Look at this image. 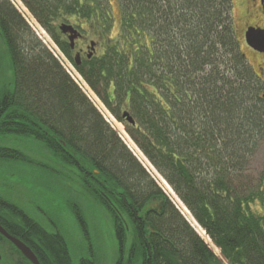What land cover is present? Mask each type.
Masks as SVG:
<instances>
[{"label": "trees", "instance_id": "16d2710c", "mask_svg": "<svg viewBox=\"0 0 264 264\" xmlns=\"http://www.w3.org/2000/svg\"><path fill=\"white\" fill-rule=\"evenodd\" d=\"M21 1L220 252L179 214L10 1L0 0L9 59L0 138H33L77 170L111 216L115 264H264V170L256 180L248 175L264 142V83L241 53L232 0H116L113 39L104 0ZM73 18L94 23L103 45L113 40L79 65L56 23ZM0 160L36 163L11 145H0ZM73 213L88 240L80 209ZM0 226L39 264H74L60 233L2 196ZM0 241L18 264H31Z\"/></svg>", "mask_w": 264, "mask_h": 264}, {"label": "rangeland", "instance_id": "374dc122", "mask_svg": "<svg viewBox=\"0 0 264 264\" xmlns=\"http://www.w3.org/2000/svg\"><path fill=\"white\" fill-rule=\"evenodd\" d=\"M9 1L21 15L25 23L38 34V36H36L42 43L44 40L40 37L38 29L44 33L45 38L48 41L45 43L47 44L50 51H52V53L55 54L60 60L62 67L77 82L78 86L85 93L102 118L105 121H108V124L116 132L118 138L127 145L129 143L130 145L132 144L134 148H136L135 144L126 133L123 124L118 122L111 115L114 121L120 124L122 127L123 132L126 135L125 137H123L112 124V122L108 120L107 112L109 113V111L97 98L95 93L87 86L83 78L79 76L72 63L62 54V52L57 48L56 44L44 31V29L37 23L36 19L26 8L23 2L21 0ZM104 2L109 8H111V13L113 16V26L109 32V36L113 39L118 36L120 29V6L116 0H104ZM232 3L233 24L235 27V34L240 45L239 47L241 53L246 57V60L251 65V68L257 75H259L261 81L264 83V56L250 49L245 44L243 38L244 25L248 19L244 12L245 8H243L241 5L240 0H233ZM56 23L70 24L82 34L84 38L77 40L75 45L76 52L81 50L82 53L88 54L90 42H94L96 43L94 53L99 54L103 51L107 44L113 43V40H111L108 41L107 44H102L101 40H104V37L98 33L94 23L86 22L84 20L78 21L74 18L72 19V22L61 21ZM257 23L264 26V19L260 18ZM8 69V50L4 40L0 37L1 81L4 77L2 70H4V74L8 76ZM75 75H77L79 78H76L77 76ZM101 107L106 109L107 112L103 111ZM0 145H11L12 147L24 152L30 158L32 157V159L36 161L35 164L28 165L26 163H13L0 160V196L20 207L30 218L38 222L49 233H60L67 243L68 251L74 264H77L81 258H90L94 261V264H115V260L118 255V243L114 235L111 216L108 211L101 204H99V202H97L89 192L85 191L80 179V174L77 173V170L74 167L67 166L54 158L52 154L45 148L42 142L33 138L20 136L9 137L8 135L4 138H0ZM132 155L134 156V152ZM141 156L143 161L140 160L136 155V157L141 162H139L136 157L135 158L141 165L143 164L145 166L147 173L153 178V180L161 188L162 192L168 197V199L173 202L172 204L174 207L188 223V220L184 214V210L176 204L178 201L175 200L174 197H178L174 194L171 188L170 189L172 193L164 190L160 176L153 167L147 165V159L142 154ZM263 170L264 142L261 143V146L258 147L255 155L249 160L248 175L253 180H256L258 175ZM179 202L181 201L179 200ZM74 207H78L80 209L85 219L88 231V240L85 239L83 232L81 231L79 224L75 219L73 213ZM253 209H259V205L255 203L253 205ZM189 225H191V227L197 233L196 228L193 227V224L189 223ZM197 235L203 240V238L198 233ZM204 243L206 242L204 241ZM209 243L212 244L210 240ZM209 243L206 244L211 249L213 254L220 257L219 250H214L213 247L209 245ZM0 255V264H18L17 262L21 261L18 254H15L10 245L5 241H0Z\"/></svg>", "mask_w": 264, "mask_h": 264}, {"label": "water", "instance_id": "95a60500", "mask_svg": "<svg viewBox=\"0 0 264 264\" xmlns=\"http://www.w3.org/2000/svg\"><path fill=\"white\" fill-rule=\"evenodd\" d=\"M58 29L62 35H66L68 44L70 48L73 49L75 46V41L81 36L80 33L74 28V26L66 23H61L60 25H58ZM245 43L253 50L259 53H264V30L248 28L247 31L245 32ZM94 47H95L94 42H90L89 45L90 51L87 55V58H90L92 56V53L94 52ZM73 60L76 65L80 64L81 61H80L79 53L75 54ZM123 118H125L126 122L133 124V120L126 113L123 114ZM0 235L3 236L7 241H9L29 263L39 264L37 258L35 257L33 252L29 249V247H27L17 238L7 233V231L2 226H0ZM0 260H1V255H0Z\"/></svg>", "mask_w": 264, "mask_h": 264}, {"label": "flooded vegetation", "instance_id": "af4514ba", "mask_svg": "<svg viewBox=\"0 0 264 264\" xmlns=\"http://www.w3.org/2000/svg\"><path fill=\"white\" fill-rule=\"evenodd\" d=\"M240 2L243 8H245L244 12L248 17L244 25V31H243V38H244V33L246 29L249 27L264 29L263 25L257 23L260 18L264 19V0H240ZM82 38L84 37L81 34V37H79L77 40H80ZM78 52H80L81 56L85 55V53H82L81 50H78ZM258 54L264 56V53H258Z\"/></svg>", "mask_w": 264, "mask_h": 264}, {"label": "bare ground", "instance_id": "6f19581e", "mask_svg": "<svg viewBox=\"0 0 264 264\" xmlns=\"http://www.w3.org/2000/svg\"><path fill=\"white\" fill-rule=\"evenodd\" d=\"M38 32H39V34H40V37L44 40V42L47 43L48 41H47V39L45 38L44 33H43L42 31H40L39 29H38ZM75 76H77V75H75ZM76 78H79V77L77 76ZM101 108H102L103 111H106V112H107L106 109H103V107H101ZM107 115H108V117H107L108 120H110V122H112V124L115 126V128L118 130V132H119L123 137H125L126 135H125V133L123 132V129H122V127L120 126V124H118L117 122L114 121V119L112 118V116H111L110 113L107 112ZM128 145L130 146L131 150L137 155V157H138L140 160L143 161L141 154L136 150V148H134V146H132V144L130 145V144L128 143ZM147 165H148V164H147ZM162 184H163V186H164V190H167L168 192H171V189L169 188V186H168L166 183L162 182ZM167 191H166V192H167ZM171 193H172V192H171ZM173 196H174V195H173ZM174 198H175V200L178 201V202H176L177 206L181 207V208L184 210V214H185L186 219H187L191 224H193V227L196 228L197 233L203 238V240H204L206 243H209V239L207 238V236L205 235V233L203 232V230L200 229V228L197 226V224L193 221V219H192L191 215L189 214V212L187 211V209L183 207V205L181 204V202H179V200H178L176 197H174ZM179 207H178V208H179ZM186 212H187V213H186ZM209 245H211V246L213 247L214 250H217L212 244L209 243Z\"/></svg>", "mask_w": 264, "mask_h": 264}]
</instances>
